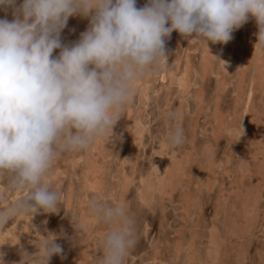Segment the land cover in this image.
<instances>
[{
    "label": "rangeland",
    "instance_id": "374dc122",
    "mask_svg": "<svg viewBox=\"0 0 264 264\" xmlns=\"http://www.w3.org/2000/svg\"><path fill=\"white\" fill-rule=\"evenodd\" d=\"M17 2H21V0H17ZM146 2L147 0H136V6L143 7ZM1 13L0 18H4L5 12H3V15ZM79 16L80 15L69 17L68 24L61 32V37L64 39L62 42L71 43L78 40L80 33L87 29L89 18L81 16L79 18ZM252 19L253 18L250 16L246 22L247 24L244 23L239 29L235 30L232 33L233 39L227 44L208 41L206 42V46L194 33L191 35L193 38H191V36H183L182 38V35L177 31H172L170 37L167 38L165 42L166 59L168 61L162 59L163 61L161 60V62L154 67L155 69L152 68L147 71L149 75L145 73V78L142 76L140 78L141 81L138 79V81L136 80L134 82L132 85L133 92L129 97L128 103L123 108V113L113 126V136L110 137V140L107 141L103 138L96 139L86 148L87 150L63 152L53 162V166L44 177V180L52 190L59 194L60 201L57 211L55 213L38 211L30 220L27 215L15 216L5 225L6 229L4 228L3 231H0V237L2 236V239H0V252L4 251L3 259L6 264H18L19 259H21L20 253L22 251H26L29 254H34L36 251L38 252V248L35 247V241L41 239L40 234L46 236L49 233L63 232L66 236H73L76 229L73 227L71 218H74L78 222V226L81 230L80 237L82 236L81 238L83 239L80 237L77 239L76 237L77 240H80V243L74 242L73 246L71 240L64 236H57L56 242L61 245L63 252L61 255H53L49 260V264H97L100 256L99 243L104 232L109 230V226L99 223L95 218L90 217V214H87V211L89 212V203L92 200H98L109 205H122L125 207L127 213L134 219L137 243L126 256L125 264H161V262H163L162 264H197V262L198 264H203L204 261V264H207V262L208 264H264V50L262 51L261 48L255 45L257 39L256 37L253 39V36L258 31V27L256 26L255 19ZM249 22L251 25L248 24ZM244 28L247 30L245 31ZM249 28H251V30H249ZM253 28H257V31L255 32ZM250 31L253 35L251 33L249 34ZM246 37L248 40H246ZM254 40L255 42L253 43ZM252 46L254 50L256 49L255 51ZM186 49L191 50L188 51ZM201 50L204 51L201 52ZM58 52L59 49L54 50L53 55L58 54ZM225 52L228 53V55ZM248 53L249 55H247ZM243 59H245V63H243ZM220 60H222V62ZM184 62H186L185 64L187 65H185ZM219 62L222 63V65H220ZM237 62L238 65L240 63L239 66ZM226 63H228L227 69L225 68ZM204 65H206V67ZM176 66H178V69L175 68ZM200 66L203 69L205 67L207 71L210 69V71L202 72L204 70H202ZM199 67L201 68V72ZM168 70L176 77L172 76L170 72L168 73ZM157 71L159 74L156 73ZM236 71L239 72V74L236 73ZM168 75L170 77L172 76V79ZM174 78L178 80L175 81L173 80ZM188 78L191 79L189 80ZM244 78L247 80L245 79V81ZM218 80H220V84ZM188 81L192 86L187 84ZM247 81L248 83L250 82V85ZM148 84H150V86ZM258 89L260 92L257 91ZM144 92L147 93L145 94ZM244 100L246 101L244 102ZM237 103L238 105L236 106ZM233 109L234 113L232 112ZM214 111H216V114ZM242 111L245 113L243 114ZM169 113H175L176 118L169 120L167 118ZM225 116L228 117L226 118ZM123 124L124 126L127 124L129 126H125L124 128ZM177 125L183 129V143L175 148H170L167 146L166 139L170 129ZM191 125L196 126L193 128ZM242 129L244 130L241 135ZM245 131L247 133H245ZM242 143L244 148L242 147ZM159 144L162 145L159 146ZM158 146L161 147L162 150L161 148L159 150ZM99 148L101 149L98 150ZM101 150H103V152ZM131 150L133 151L131 152ZM165 150L166 152H164ZM161 151L163 153H160ZM238 151H240V153ZM180 158H182V160H179ZM156 159H158V162ZM173 159L174 161H181L183 164L182 169L176 174L177 181H173V183L166 185L168 189L164 188L165 190L156 186L151 193L152 197H150V199L152 198V201L142 200V180L146 179L150 174H153V169L155 167L161 168L157 172V176L160 177L163 173L162 169L168 168ZM184 159H186L187 162ZM93 165L96 166L94 167ZM243 165L249 169V174L241 170V166ZM152 167L154 168L152 169ZM148 171L150 172L149 175ZM226 174L230 175L227 176ZM207 176H209V178H207ZM213 176L214 179L212 178ZM139 179H141V181H139ZM94 186L95 189L93 188ZM119 186L121 188H118ZM140 187L141 189H139ZM156 189L159 192H157ZM163 191H165L164 194ZM187 191L188 194H186ZM251 192L253 196L250 195ZM21 195H23V193L9 188L8 177L6 175L0 176V209L6 208ZM219 197L221 198L219 199ZM79 198H82L84 202L80 201L81 199L79 200ZM258 198L260 201H258ZM225 200L227 202H224ZM145 202H147L148 206H146ZM221 202L224 203L225 206ZM140 203L143 204L141 205ZM135 204L138 205L136 206ZM144 204L145 206H143ZM221 206L224 208H220ZM247 213L251 214H249V218ZM80 218L83 221L85 219V224L79 221ZM87 218H91V221ZM44 221H47V223L45 224ZM86 221L89 222L86 223ZM238 223L242 224L239 226ZM81 224L82 227L85 226V228L81 229ZM212 226H215L222 236L220 246L221 252L215 261L210 260L207 253L210 248L209 229ZM71 227L72 230L74 229L73 232L71 231ZM41 229L43 230L39 233L38 230ZM85 231L88 232L86 233ZM240 231H242V233ZM91 232L95 236L92 235ZM95 233L98 234L97 236L99 238L96 237ZM249 235L251 237H249ZM14 242L16 244H14ZM176 242L178 245H181V249H178L179 247ZM235 244L238 245L236 246ZM72 247H75L74 250L76 252H74V254L71 250ZM80 248L82 250L81 252ZM77 249H79V251ZM192 250L196 252L194 260L192 258L194 263L189 262L187 259V254ZM232 251L234 252L232 253ZM8 252H12L13 255L10 254V256H8ZM83 254H85V257ZM9 258H11L12 261H10L11 259Z\"/></svg>",
    "mask_w": 264,
    "mask_h": 264
},
{
    "label": "clouds",
    "instance_id": "9594fccd",
    "mask_svg": "<svg viewBox=\"0 0 264 264\" xmlns=\"http://www.w3.org/2000/svg\"><path fill=\"white\" fill-rule=\"evenodd\" d=\"M9 11L11 20L0 18V176L23 195L0 209V231L15 216L30 220L38 211H57L59 194L44 180L53 162L96 139L110 140L133 83L166 60L173 30L227 44L251 16L255 45L264 50V0H147L143 7L136 0H0V12ZM76 15L88 17L89 25L78 40L64 43L61 32ZM183 139L177 125L167 144L175 148ZM89 214L109 226L97 264H125L137 243L134 219L124 206L98 200L90 201ZM71 219L73 236H41L38 252L22 251L18 264H49L63 252L57 236L80 243Z\"/></svg>",
    "mask_w": 264,
    "mask_h": 264
},
{
    "label": "bare ground",
    "instance_id": "6f19581e",
    "mask_svg": "<svg viewBox=\"0 0 264 264\" xmlns=\"http://www.w3.org/2000/svg\"><path fill=\"white\" fill-rule=\"evenodd\" d=\"M18 4L20 3V2H17ZM1 13V12H0ZM2 15H3V12L1 13ZM5 16L7 17V19H9V20H11L12 19V16H11V12L9 11L7 14L5 13ZM4 16V17H5ZM73 17V16H72ZM79 18H80V16H79ZM252 20H254V18L252 19ZM251 21V20H250ZM67 22H69V21H67ZM252 22V21H251ZM86 23V22H85ZM254 23V22H253ZM252 23V24H253ZM68 24V23H67ZM75 24V23H74ZM245 24H247L246 22H245ZM248 24H250V22L248 23ZM77 25V24H76ZM244 25V24H243ZM251 25V24H250ZM247 26V25H246ZM253 26V25H252ZM257 26V25H256ZM245 27V26H244ZM248 27V26H247ZM246 27V28H247ZM245 29V28H244ZM254 29V31L256 32L257 31V28H253ZM79 30V29H78ZM247 29H245V31H246ZM249 30H251V28H249ZM248 30V31H249ZM82 31V30H81ZM247 31V32H248ZM253 31V32H254ZM173 32H174V30H173ZM258 32V31H257ZM256 32V33H257ZM251 33V31L249 32V34ZM256 33H255V35L253 36V39L256 37V39H257V36H256ZM78 34H79V32H78ZM245 34V33H244ZM248 34V33H247ZM252 34V33H251ZM253 35V34H252ZM64 36V35H63ZM177 36H179V35H177ZM65 37H66V35H65ZM65 37H63V38H65ZM79 37V36H78ZM179 37H181V36H179ZM77 38V37H76ZM172 38V37H171ZM182 38H183V36H182ZM191 38H193L192 36H191ZM247 38V37H246ZM252 38V37H251ZM66 39V38H65ZM176 39V38H175ZM64 39H62V41H63ZM178 40V39H177ZM246 40H248V38L246 39ZM245 40V41H246ZM176 41V40H175ZM191 42V41H190ZM206 42H208V41H206ZM255 42V40L253 41V43ZM177 43V42H176ZM183 43V42H182ZM248 43V42H247ZM250 43H251V41H250ZM207 44V43H206ZM205 44V45H206ZM233 44V43H232ZM199 45V44H198ZM204 45V46H205ZM234 45V44H233ZM247 45V44H246ZM251 45V44H250ZM172 46V45H171ZM207 46V45H206ZM208 46H209V44H208ZM253 46H255V45H253ZM252 46V47H253ZM188 47V46H187ZM201 47V46H200ZM229 47V46H228ZM247 47V46H246ZM245 47V48H246ZM203 48V47H202ZM209 48V47H208ZM199 49V48H198ZM201 49V48H200ZM231 49V48H230ZM252 49V48H251ZM186 50H188V49H186ZM189 50H191V49H189ZM188 50V51H189ZM195 50V49H194ZM207 50V49H206ZM232 50V49H231ZM244 50V49H243ZM253 50H254V47H253ZM256 50V49H255ZM254 50V51H255ZM202 51H204V50H201V52ZM210 51V50H209ZM246 51H247V49H246ZM263 51V50H262ZM211 52V51H210ZM213 52V51H212ZM227 52V51H226ZM225 52V53H226ZM204 53V52H203ZM206 53H207V51H206ZM228 53H229V51H228ZM228 53H226L227 55H228ZM252 53V52H251ZM250 53V54H251ZM255 53V52H254ZM209 54V53H208ZM223 54V53H222ZM238 54H239V52H238ZM242 54V53H241ZM188 55V54H187ZM201 55H203V54H201ZM205 55V54H204ZM207 55V54H206ZM247 55H249V53L247 54ZM253 55V54H252ZM189 56V55H188ZM187 56V57H188ZM209 56V55H208ZM224 56H225V54H224ZM256 56V55H255ZM210 57H211V55H210ZM245 57V56H244ZM240 58V57H239ZM247 58V57H246ZM178 59H180V58H178ZM188 59V58H187ZM209 59V58H208ZM241 59V58H240ZM239 59V60H240ZM250 59V58H249ZM162 60V59H161ZM167 60V59H166ZM169 60H170V58H169ZM222 60H223V58H222ZM222 60H220L221 62H222ZM244 60V62L243 63H245V59H243ZM257 60V59H256ZM163 61V60H162ZM168 61V60H167ZM188 61V60H187ZM190 61V60H189ZM225 61V60H224ZM228 61V60H227ZM161 62V61H160ZM177 62V61H176ZM175 62V63H176ZM231 62V61H230ZM247 62H249V61H247ZM171 63V62H170ZM172 63H173V61H172ZM186 62H184V64H185ZM220 63V62H219ZM176 64H178V63H176ZM201 64H202V62H201ZM228 63H226V66H225V68L228 66L227 65ZM242 64V63H241ZM250 64H252V63H250ZM249 64V65H250ZM185 65H187V64H185ZM190 65V64H189ZM220 65H222V63H220ZM237 65H238V62H237ZM239 65H240V63H239ZM238 65V66H239ZM243 65V64H242ZM205 67H206V65H204ZM224 66V65H223ZM246 66H247V64H246ZM253 66V65H252ZM159 67H160V65H159ZM178 66H176L175 68H177ZM185 67V66H184ZM187 67V66H186ZM201 67V66H200ZM199 67V68H200ZM204 67V69L202 68V70H204V71H202V72H205V71H207L206 70V68ZM208 67V66H207ZM241 67V66H240ZM248 67V66H247ZM154 68V67H153ZM173 68V67H172ZM194 68V67H193ZM201 68L199 69L200 70V72H201ZM228 68V67H227ZM226 68V69H227ZM246 68V67H245ZM250 68H252V67H250ZM155 69V68H154ZM157 69V68H156ZM178 69V68H177ZM176 69V70H177ZM185 69H188V68H185ZM192 69V68H191ZM195 69V68H194ZM171 70V69H170ZM170 70H168L167 72L169 73L170 72ZM245 70V69H244ZM152 71V70H151ZM159 71V70H158ZM156 72V73H158L159 74V72ZM172 71V70H171ZM192 71H193V69H192ZM195 71V70H194ZM208 71H210V69L208 70ZM207 71V72H208ZM240 71V70H239ZM153 72V71H152ZM173 72V71H172ZM172 72H170V74L172 73ZM184 72H185V70H184ZM195 72H197V71H195ZM248 72H249V70H248ZM148 73V74H147ZM167 73V74H168ZM236 73H238L239 74V72H237L236 71ZM254 73V72H253ZM146 74L147 75H149V72H146ZM146 74H144V75H146ZM155 74V73H154ZM169 74V75H170ZM188 74V73H187ZM187 74H185V75H187ZM194 74V73H193ZM199 74V73H198ZM144 75H143V77H144ZM157 75V74H156ZM168 75V76H169ZM172 76H174V74H171ZM182 75H183V73H182ZM201 75V74H200ZM249 75V74H248ZM254 75V74H253ZM172 76L170 77L171 79H172ZM179 76H180V74H179ZM178 76V77H179ZM202 76H203V74H202ZM168 77V78H169ZM174 77H176V76H174ZM183 77V76H182ZM235 77H236V75H235ZM245 77V76H244ZM145 78V77H144ZM161 78V77H160ZM187 78V77H186ZM240 78V77H239ZM182 79V78H181ZM189 79V78H188ZM191 79V78H190ZM189 79V80H190ZM241 79V78H240ZM246 78H244V80H245ZM248 79H249V77H248ZM140 80V79H139ZM154 80V79H153ZM170 80V79H169ZM173 80H175V78L173 79ZM176 80H178V79H176ZM175 80V81H176ZM183 80V79H182ZM182 80H179V81H182ZM193 80V79H192ZM221 80V79H220ZM220 80H218V83L220 84ZM244 80H242V81H244ZM247 80V79H246ZM245 80V81H246ZM138 81V80H137ZM141 81V80H140ZM142 81H144V80H142ZM186 81V80H185ZM185 81H183V82H185ZM223 81V80H222ZM221 81V82H222ZM238 81H240V80H238ZM190 82H192V81H190ZM241 82V81H240ZM237 83V82H236ZM247 83H248V81H247ZM250 83V82H249ZM248 83V84H249ZM134 84V83H133ZM137 84V83H136ZM171 84V83H170ZM187 84H189V81H188V83ZM262 84V83H261ZM138 85V84H137ZM140 85V84H139ZM146 85V84H145ZM149 86H150V84H148ZM147 85V86H148ZM176 85V84H175ZM189 85H191V83L189 84ZM224 85V84H223ZM237 85V84H236ZM250 85V84H249ZM254 85V84H253ZM263 85V84H262ZM136 86V85H135ZM167 86H168V84H167ZM180 86V85H179ZM186 86V85H185ZM192 86V85H191ZM198 86V85H197ZM218 86H220V85H218ZM238 86H240V85H238ZM237 86V87H238ZM137 87V86H136ZM169 87H171V86H169ZM223 87V86H222ZM248 87V86H247ZM252 87V86H251ZM141 88V87H140ZM143 88V87H142ZM148 88V87H147ZM189 88H191V87H189ZM198 88V87H197ZM224 88H225V86H224ZM176 89V88H175ZM180 89H181V87H180ZM235 89V88H234ZM244 89V88H243ZM261 89V88H260ZM140 90V89H139ZM142 90V89H141ZM217 90V89H216ZM247 90V89H246ZM254 90V89H253ZM256 90V89H255ZM144 91V90H143ZM147 91V90H146ZM149 91V90H148ZM172 91V90H171ZM189 91V90H188ZM192 91V90H191ZM224 91V90H223ZM239 91V90H238ZM243 91V90H242ZM257 91H259V89L257 90ZM222 92V91H221ZM236 92V91H235ZM244 92V91H243ZM247 92V91H246ZM260 92V91H259ZM145 93V92H144ZM143 93V94H144ZM147 93V92H146ZM145 93V94H146ZM168 93V92H167ZM189 93V92H188ZM190 93H192V92H190ZM195 93H197V92H195ZM255 93V92H254ZM199 94V93H198ZM217 94V93H216ZM234 94V93H233ZM182 95V94H181ZM181 95H180V98H181ZM218 95H219V93H218ZM242 95V94H241ZM142 96H144V95H142ZM194 96V95H193ZM220 96V95H219ZM237 96V95H236ZM190 97V96H189ZM191 97H192V95H191ZM250 97H251V94H250ZM236 98V97H235ZM245 98V97H244ZM257 98V97H256ZM255 98V99H256ZM170 99V98H169ZM200 99V98H199ZM252 99V98H251ZM146 100V99H145ZM236 101H238L237 99H235ZM253 100V99H252ZM198 101V100H197ZM203 101V100H202ZM210 101V100H209ZM246 100H244V102H245ZM180 102V101H179ZM200 102V101H199ZM146 103V102H145ZM180 103H183V102H180ZM186 103V102H185ZM197 103V102H196ZM203 103V102H202ZM235 103V102H234ZM216 104V103H215ZM198 105H200V104H198ZM202 105V104H201ZM205 105V104H204ZM217 105V104H216ZM235 105V104H234ZM238 105V103L236 104V106ZM164 106V105H163ZM246 106V105H245ZM185 107V106H184ZM202 107V106H201ZM201 107H199V108H201ZM180 108H182V107H180ZM180 108H178V109H180ZM244 108V107H243ZM216 109V108H215ZM141 110V109H140ZM137 111V110H136ZM181 111V110H180ZM220 111V110H219ZM234 111V109L232 110V112ZM216 111H214V113H215ZM231 112V113H232ZM243 112V111H242ZM167 113V112H166ZM183 113V112H182ZM234 113V112H233ZM241 113V112H240ZM245 112H243V114H244ZM186 114V113H185ZM216 114V113H215ZM237 114V113H236ZM136 115V114H135ZM222 115V114H221ZM230 115H232V114H230ZM179 116V115H178ZM195 116V115H194ZM217 116V115H216ZM236 116V115H235ZM135 117V116H134ZM133 117V118H134ZM137 117V116H136ZM226 117V116H225ZM228 117V116H227ZM226 117V118H227ZM254 117V116H253ZM131 118V117H130ZM193 118V117H192ZM215 118V117H214ZM226 118H225V120H226ZM257 118V117H256ZM132 119V118H131ZM130 119V120H131ZM141 119V118H140ZM219 119V118H218ZM217 119V120H218ZM220 119H222V118H220ZM138 120V119H137ZM145 120H147V119H145ZM236 120V119H235ZM258 120V119H257ZM144 121V120H143ZM222 121V120H221ZM237 121V120H236ZM196 122V121H195ZM218 122H219V120H218ZM232 122V121H231ZM234 122V121H233ZM194 123V122H193ZM240 123V122H239ZM247 123V122H246ZM251 123V122H250ZM136 124V123H135ZM140 124V123H139ZM148 124V123H147ZM226 124H227V122H226ZM235 124H236V122H235ZM217 125V124H216ZM220 125V124H219ZM254 125V124H253ZM123 126H124V124H123ZM125 126H129L128 124L127 125H125ZM125 126H124V128H125ZM193 128H194V126H196V125H191ZM215 126V125H214ZM225 126V125H224ZM238 126H239V124H238ZM259 126V125H258ZM264 126V125H263ZM217 127V126H216ZM119 128V127H118ZM137 128V127H136ZM143 128V127H142ZM145 128V127H144ZM227 128V127H226ZM133 129V128H132ZM141 129V128H140ZM139 129V130H140ZM212 129V128H211ZM218 129H220V128H218ZM232 129H233V127H232ZM134 130V129H133ZM216 130V129H215ZM241 130V129H240ZM244 130V129H243ZM137 131V130H136ZM142 131V130H141ZM218 131V130H217ZM222 131V130H221ZM224 131V130H223ZM228 131V130H227ZM233 131V130H232ZM116 132V131H115ZM125 132V131H124ZM131 132V131H130ZM137 132H139V131H137ZM225 132H226V130H225ZM230 132V131H229ZM257 132V131H256ZM144 133V132H143ZM190 133V132H189ZM227 133V132H226ZM245 133H247L246 131H245ZM115 134V133H114ZM132 134V133H131ZM191 134H192V131H191ZM229 134V133H228ZM231 134H233V133H231ZM238 134V133H237ZM129 135V134H128ZM127 135V136H128ZM189 135V134H188ZM236 135V134H235ZM238 136V135H237ZM258 136H260V135H258ZM125 137V136H124ZM130 137V136H129ZM200 137V136H199ZM231 138H233V137H231ZM234 138H235V136H234ZM138 139V138H137ZM191 139V138H190ZM189 139V140H190ZM193 139V138H192ZM103 140V139H102ZM167 140V139H166ZM243 140H244V138H243ZM252 140V139H251ZM193 141H194V139H193ZM257 141V140H256ZM126 142V141H125ZM137 142V141H136ZM246 142V141H245ZM244 142V143H245ZM264 142V141H263ZM133 143V142H132ZM258 143V142H257ZM101 144H102V142H101ZM126 144V143H125ZM129 144H130V141H129ZM128 144V145H129ZM139 144V143H138ZM264 144V143H263ZM97 145V144H96ZM122 145V144H121ZM160 145H162V144H159V146ZM240 145V144H239ZM158 146V147H159ZM168 146V145H167ZM166 146V147H167ZM241 146V145H240ZM240 146H238V147H240ZM94 147V146H93ZM131 147V146H130ZM163 147H164V145H163ZM242 147H243V143H242ZM241 147V148H242ZM249 147V146H248ZM261 147V146H260ZM160 148L161 147H159V150H160ZM165 148V147H164ZM244 148V147H243ZM95 149V148H94ZM97 149V148H96ZM101 148H99L98 150H100ZM119 149V148H118ZM233 149V148H232ZM247 149V148H246ZM250 149H251V147H250ZM87 150V149H86ZM161 150H162V148H161ZM164 150V149H163ZM169 150V149H168ZM255 150V149H254ZM102 152H103V150H101ZM133 150H131V152H132ZM158 151V150H157ZM247 151V150H246ZM251 151V150H250ZM263 151V150H262ZM88 152V151H87ZM164 152H166V150L164 151ZM227 152H228V150H227ZM239 153H240V151H238ZM255 152V151H254ZM257 152V151H256ZM259 152V151H258ZM264 152V151H263ZM105 153V152H104ZM158 153V152H157ZM160 153H163L162 151L160 152ZM169 153H171V152H169ZM212 153V152H211ZM142 154V153H141ZM153 154V153H152ZM156 154V153H155ZM252 154V153H251ZM258 154V153H257ZM92 155V154H91ZM95 155V154H94ZM137 155H139V154H137ZM177 155V154H176ZM215 155V154H214ZM230 155V154H229ZM156 156V155H155ZM154 156V157H155ZM172 156V155H171ZM251 156V155H250ZM261 156V155H260ZM259 156V157H260ZM153 157V158H154ZM210 157V156H209ZM236 157V156H235ZM258 157V158H259ZM134 158V157H133ZM162 158V157H161ZM171 158V157H170ZM191 158V157H190ZM215 158H216V156H215ZM135 159H137V158H135ZM187 159V158H186ZM186 159H184L185 161H186ZM207 159H209V158H207ZM210 159H211V157H210ZM254 159V158H253ZM256 159V158H255ZM158 159H156V161H157ZM179 160H182V158H180ZM214 160V159H213ZM226 160V159H225ZM235 160V159H234ZM120 161V160H119ZM244 161V160H243ZM243 161H242V163H243ZM255 161V160H254ZM96 162V161H95ZM158 162V161H157ZM156 162V163H157ZM170 162V161H169ZM187 162V161H186ZM207 162H208V160H207ZM231 162V161H230ZM240 162V161H239ZM246 162H247V160H246ZM87 163V162H86ZM191 163V162H190ZM210 163V162H209ZM225 163V162H224ZM98 164V163H97ZM208 164V163H207ZM214 164V163H213ZM89 165V164H88ZM111 165V164H110ZM153 165V164H152ZM158 165V164H157ZM168 165V164H167ZM223 165V164H222ZM236 165V164H235ZM94 166V165H93ZM96 166V165H95ZM94 166V167H95ZM98 166V165H97ZM155 166V165H154ZM182 166H183V164H182V162L180 161H178V160H176V161H174V159L172 160V162L170 163V165H169V167L167 168L166 167V169H162V174L161 173H158V174H161L160 175V177L159 176H157V172H158V170L159 169H161V168H159V167H152V169L154 170V172H153V174H150V172L148 173V177H146V179H143L142 180V185H143V189H142V192H141V199L142 200H144V201H148V200H150V201H152V198L150 199V197H152L151 196V193H152V191L154 190V188H156V186H159L160 188H162L163 190H165L164 188H167V186L166 185H168V184H170V183H173V181H177L176 180V178H177V176H176V174L179 172V170H181L182 169ZM216 166V165H215ZM260 166V165H259ZM212 167V166H211ZM261 167V166H260ZM85 168H86V166H85ZM85 168H84V170H85ZM88 168V167H87ZM190 168V167H189ZM207 168V167H206ZM217 168V167H216ZM94 169H96V168H94ZM114 169V168H113ZM151 169V170H152ZM200 169V168H199ZM209 169V168H208ZM207 169V170H208ZM103 170V169H102ZM185 170V169H184ZM210 170V169H209ZM241 170L243 171V172H247L248 174H249V169L246 167V166H241ZM87 171V170H86ZM214 171V170H213ZM141 172V171H140ZM152 172V171H151ZM194 172V171H193ZM208 172V171H207ZM135 173V172H134ZM144 173V172H143ZM212 173V172H211ZM210 173V174H211ZM215 173V172H214ZM90 174V173H89ZM126 174V173H125ZM132 174V173H131ZM209 174V173H208ZM237 174H239V173H237ZM103 175V174H102ZM204 175V174H203ZM227 175V174H226ZM228 175H230V174H228ZM227 175V176H228ZM104 176V175H103ZM146 176V175H145ZM199 176H200V174H199ZM238 176V175H237ZM98 177V176H97ZM249 177V176H248ZM252 177V176H251ZM91 178H93V177H91ZM102 178V177H101ZM140 178V177H139ZM204 178V177H203ZM207 178H209V176H207ZM213 179H214V176L212 177ZM243 178V177H242ZM253 178V177H252ZM76 179V178H75ZM83 179V178H82ZM84 179H86V178H84ZM94 179V178H93ZM100 179V178H99ZM98 179V180H99ZM142 179V178H141ZM141 179H139V181H141ZM258 179V178H257ZM92 180V179H91ZM122 180H124V179H122ZM207 180V179H206ZM205 180V181H206ZM209 180V179H208ZM216 180V179H215ZM242 180V179H241ZM251 180V179H250ZM95 181V180H94ZM118 181V180H117ZM209 181H211V180H209ZM255 181V180H254ZM86 182V181H85ZM101 182V181H100ZM125 182V181H124ZM186 182V181H185ZM215 182V181H214ZM94 183V182H93ZM96 183V182H95ZM99 183V182H98ZM208 183V182H207ZM212 183V182H211ZM217 183V182H216ZM90 184V183H89ZM105 184V183H104ZM129 184V183H128ZM130 184H132V183H130ZM201 184V183H200ZM206 184V183H205ZM240 184V183H239ZM183 185V184H182ZM181 185V186H182ZM209 185V184H208ZM243 185V184H242ZM254 185V184H253ZM252 185V186H253ZM264 185V184H263ZM108 186V185H107ZM206 186V185H205ZM256 186V185H255ZM105 187V186H104ZM129 187V186H128ZM142 187V186H141ZM141 187L139 188V189H141ZM171 187V186H170ZM204 187V186H203ZM94 189H95V186L93 187ZM111 188V187H110ZM109 188V189H110ZM118 188H121L120 186L118 187ZM172 188V187H171ZM176 188V187H175ZM208 188V187H207ZM235 188V187H234ZM261 188H263V187H261ZM113 189V188H112ZM128 189V188H127ZM126 189V190H127ZM130 189H131V187H130ZM136 189V188H135ZM168 189V188H167ZM259 189V188H258ZM116 190H117V188H116ZM123 190V189H122ZM126 190H124V191H126ZM158 190H160V189H158ZM178 190H180V189H178ZM194 190V189H193ZM251 190H253V189H251ZM262 190V189H261ZM99 191V190H98ZM118 191V190H117ZM136 191H138V190H136ZM156 191H157V189H156ZM258 191V190H257ZM256 191V192H257ZM114 192V191H113ZM139 192H140V190H139ZM157 192H159V191H157ZM164 192L165 191H163V194H164ZM240 192V191H239ZM249 192V191H248ZM109 193V192H108ZM117 193V192H116ZM123 193V192H122ZM121 193V194H122ZM125 193V192H124ZM128 193V192H127ZM135 193V192H134ZM137 193V192H136ZM183 193V192H182ZM118 194H119V192H118ZM120 194V195H121ZM159 194V193H158ZM162 194V195H163ZM184 194V193H183ZM186 194H188V191H187V193ZM195 194V193H194ZM225 194V193H224ZM256 194V193H255ZM191 195V194H190ZM250 195H252L253 196V193L251 192L250 193ZM260 195V194H259ZM84 196V195H83ZM87 196V195H86ZM135 196H137V195H135ZM140 196V195H139ZM226 196V195H225ZM224 196V197H225ZM6 197V196H5ZM121 197V196H120ZM165 197H167V196H165ZM222 197V196H221ZM221 197H219V199L221 198ZM260 197V196H259ZM88 198V197H87ZM111 198V197H110ZM250 198V197H249ZM248 198V199H249ZM262 198V197H261ZM9 199V198H8ZM81 199V200H80ZM89 199V198H88ZM122 199V198H121ZM134 199V198H133ZM164 199V198H163ZM235 199H236V197H235ZM79 200L80 201H82V198H79ZM115 200V199H114ZM139 200V199H138ZM254 200V199H253ZM249 201H251V200H249ZM255 201V200H254ZM258 201H260L259 200V198H258ZM82 202H84V201H82ZM140 202V201H139ZM224 202H227L226 200L224 201ZM229 202V201H228ZM122 203H124V202H122ZM222 203V202H221ZM232 203V202H231ZM260 203V202H259ZM115 204V203H114ZM129 204V203H128ZM131 204H133V203H131ZM141 205L143 204V203H140ZM139 204V205H140ZM145 204H146V206H148V204H147V202H145ZM145 204L143 205V206H145ZM150 204V203H149ZM223 205H224V203H222ZM221 204V205H222ZM229 204V203H228ZM233 204V203H232ZM245 204H246V202H245ZM136 205V204H135ZM138 205V204H137ZM136 205V206H137ZM180 205V204H179ZM178 205V206H179ZM219 205V204H218ZM242 205H243V203H242ZM250 205V204H249ZM259 205V204H258ZM71 206V205H70ZM81 206V205H80ZM127 206H129V205H127ZM142 206V207H143ZM225 206V205H224ZM241 206V205H240ZM245 206V205H244ZM254 206V205H253ZM2 207V206H1ZM139 207V206H138ZM223 206H221L220 208H222ZM236 207V206H235ZM246 207H247V205H246ZM252 207V206H251ZM259 207V206H258ZM260 207H262V206H260ZM178 208V207H177ZM224 208V207H223ZM80 209V208H79ZM238 209V208H237ZM247 209V208H246ZM252 209V208H251ZM261 209V208H260ZM130 210V209H129ZM176 210V209H175ZM235 210V209H234ZM233 210V211H234ZM250 210V209H249ZM135 211V210H134ZM142 211V210H141ZM183 211V210H182ZM129 212V211H128ZM184 212V211H183ZM222 212V211H221ZM224 212V211H223ZM185 213V212H184ZM245 213V212H244ZM259 213V212H258ZM42 214V213H41ZM87 214H89V212L87 211ZM248 214V213H247ZM247 214H245V215H247ZM250 214V213H249ZM249 214H248V218H249ZM253 214H254V212H253ZM77 215V214H76ZM143 215V214H142ZM187 215V214H186ZM185 215V216H186ZM251 215V214H250ZM260 215L262 216V214H261V212H260ZM41 216H43V215H41ZM85 216V215H84ZM36 217V216H35ZM90 217H92V216H90ZM219 217V216H218ZM217 217V218H218ZM222 217V216H221ZM226 217V216H225ZM83 218H85V217H83ZM94 218V217H93ZM244 218V217H243ZM48 219V218H47ZM79 219V218H78ZM88 219V218H87ZM260 219V218H259ZM28 220V219H27ZM88 220H90L91 221V218L90 219H88ZM212 220V219H211ZM258 220V219H257ZM80 222H83L84 224H85V219H84V221L83 220H81V218H80V220H79ZM222 221V220H221ZM246 221V220H245ZM87 222H89V221H86V223ZM254 222V221H253ZM257 222V221H256ZM244 223V222H243ZM93 224V223H92ZM96 224V223H95ZM234 224V223H233ZM242 224V223H241ZM241 224H239L238 223V225L240 226ZM253 224V223H252ZM29 225V224H28ZM89 225V224H88ZM97 225V224H96ZM147 225V224H146ZM220 225V224H219ZM84 226V225H83ZM228 226V225H227ZM233 227V226H232ZM44 228H46V227H44ZM82 228H85V226L84 227H82V224H81V229ZM103 228V227H102ZM144 228V227H143ZM221 228V227H220ZM219 228V229H220ZM224 228V227H223ZM231 228V227H230ZM6 229V228H5ZM40 229V228H39ZM75 229V228H74ZM73 229V230H74ZM93 229V228H92ZM106 229H107V227H106ZM43 229H41V230H38L39 231V233H41L40 231H42ZM47 230V229H46ZM45 230V231H46ZM73 230H72V227H71V231L73 232ZM87 230V229H86ZM89 230V229H88ZM170 230V229H169ZM173 230V229H172ZM210 238H209V249H208V251H207V253H208V257L210 258V260H212V261H215L216 259H217V257L219 256V254H220V252H221V242H222V236L220 235V233L218 232V230H217V228L215 227V226H212L210 229ZM242 230V229H241ZM249 230V229H248ZM248 230H247V232H248ZM38 231H37V233H38ZM48 231H49V229H48ZM70 231V232H71ZM90 231V230H89ZM104 231V230H103ZM206 231V230H205ZM243 231V230H242ZM242 231H240L241 233H242ZM71 232V233H72ZM82 232H83V230H82ZM86 232V231H85ZM88 232V231H87ZM86 232V233H87ZM92 232H93V230H92ZM91 232V233H92ZM34 233V232H33ZM47 233V232H46ZM98 233V232H97ZM105 233V232H104ZM21 234V233H20ZM35 234H36V232H35ZM96 234V233H95ZM175 234V233H174ZM228 234V233H227ZM238 234V233H237ZM5 235V234H4ZM41 236H42V234H40ZM92 235H94L93 233H92ZM98 234H96V237H98L97 236ZM144 235V234H143ZM188 235V234H187ZM231 235V234H230ZM25 236V235H24ZM37 236H39V235H37ZM71 236V235H70ZM95 236V235H94ZM181 236V235H180ZM2 237V236H1ZM0 237V239H2ZM16 237H17V235H16ZM82 237V236H81ZM80 237V238H81ZM88 237V236H87ZM228 237H230V236H228ZM249 237H251L250 235H249ZM257 237V236H256ZM19 238V237H18ZM99 238V237H98ZM189 238H191V237H189ZM264 238V237H263ZM35 239V238H34ZM37 239V238H36ZM39 239V238H38ZM77 239H78V237H77ZM81 239H83V238H81ZM183 239V238H182ZM185 239V238H184ZM232 239H233V237H232ZM243 239V238H242ZM250 239V238H249ZM18 240V239H17ZM40 240V239H39ZM186 240V239H185ZM191 240V239H190ZM2 241V240H1ZM5 241V240H4ZM14 241H16V240H14ZM98 241V240H97ZM100 241V240H99ZM246 241V240H245ZM3 242V241H2ZM6 242V241H5ZM5 242H4V244H5ZM90 242V241H89ZM228 242V241H227ZM230 242H232V241H230ZM24 243V242H23ZM32 243V242H31ZM71 243L73 244L74 242H72L71 241ZM87 243V242H86ZM99 243V242H98ZM167 243V242H166ZM177 243V242H176ZM241 243H242V241H241ZM1 244V243H0ZM14 244H16L15 242H14ZM19 244V243H18ZM88 244V243H87ZM100 244V243H99ZM250 244V243H249ZM76 245V244H75ZM89 245V244H88ZM177 245H178V243H177ZM208 245V244H207ZM231 245V244H230ZM236 245V244H235ZM234 245V246H235ZM238 245V244H237ZM236 245V246H237ZM240 245V244H239ZM245 245H247V244H245ZM2 246L4 247V245H3V243H2ZM73 246H74V244H73ZM82 246H83V244H82ZM81 246V247H82ZM184 246V245H183ZM226 246V245H225ZM252 246V245H251ZM263 246V245H262ZM3 247H2V249H3ZM21 247H22V245H21ZM36 247V246H35ZM80 247V246H79ZM85 247V246H84ZM90 247V246H89ZM178 249H181V245L179 244L178 245ZM189 247V246H188ZM208 247V246H207ZM261 247V246H260ZM0 248H1V246H0ZM69 248V247H68ZM83 248V247H82ZM187 248V247H186ZM190 248V247H189ZM6 249V248H5ZM37 249V248H36ZM75 247L73 248L72 247V253L74 254V252H76L75 250ZM86 249V248H85ZM96 249V248H95ZM239 249V248H238ZM1 250V249H0ZM78 251H79V249H77ZM84 250V249H83ZM90 250V249H89ZM185 250V249H184ZM243 250V249H242ZM245 250V249H244ZM8 251H9V249H8ZM18 251V250H17ZM16 251V252H17ZM35 251V250H34ZM82 250H81V248H80V252H81ZM85 251V250H84ZM183 251V250H182ZM236 251V250H235ZM4 252V251H3ZM6 252H7V249H6ZM5 252V253H6ZM13 252V251H12ZM12 252H8L9 253V255L8 254H6V255H8V256H10V254H12ZM15 252V251H14ZM26 252V251H25ZM37 252V251H36ZM67 252V251H66ZM175 252V251H174ZM206 252V251H205ZM234 251H232V253H233ZM245 252H247V251H245ZM236 253V252H235ZM239 253H242V252H239ZM259 253V252H258ZM261 253V252H260ZM14 254H16V253H14ZM129 254V253H128ZM195 254H196V252L195 251H191V252H189L188 254H187V259L189 260V262H191V263H194V261H192V258H193V260H194V257H195ZM231 254V253H230ZM13 255V254H12ZM17 255V254H16ZM65 255V254H64ZM70 255V254H69ZM81 255V254H80ZM84 255V257H85V254H83ZM150 255V254H149ZM223 255H225V254H223ZM228 256V255H227ZM232 256V255H231ZM70 257V256H69ZM72 257V256H71ZM75 257V256H74ZM129 257V256H128ZM205 257V256H204ZM264 257V256H263ZM13 258H14V256H13ZM77 258V257H76ZM89 258V257H88ZM171 258H173V257H171ZM233 258V257H232ZM235 258V257H234ZM238 258V257H237ZM260 258V257H259ZM9 259H11V258H9ZM65 259V258H64ZM261 259V258H260ZM20 260V259H19ZM187 260V261H188ZM205 260V259H204ZM7 261H9V260H7ZM10 261H12V259L10 260ZM62 261V260H61ZM220 261V260H219ZM240 261V260H239ZM245 261V260H244ZM253 261V260H252ZM256 261V260H255ZM17 262V261H16ZM66 262H67V260H66ZM71 262V261H70ZM197 262V261H196ZM205 262V261H204ZM204 262H203V264H204ZM12 263V262H11ZM72 263V262H71ZM163 262H161V264H162ZM185 263V262H184ZM259 263V262H258ZM8 264V263H7ZM63 264V263H62ZM148 264V263H147ZM165 264V263H164ZM194 264H196V263H194ZM197 264H198V262H197ZM207 264H208V262H207ZM210 264V263H209ZM218 264V263H217ZM260 264V263H259Z\"/></svg>",
    "mask_w": 264,
    "mask_h": 264
}]
</instances>
